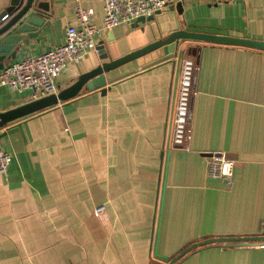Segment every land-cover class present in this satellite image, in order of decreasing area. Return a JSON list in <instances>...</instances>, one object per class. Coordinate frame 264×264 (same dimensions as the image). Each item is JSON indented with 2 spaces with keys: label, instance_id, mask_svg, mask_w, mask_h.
<instances>
[{
  "label": "crops",
  "instance_id": "crops-1",
  "mask_svg": "<svg viewBox=\"0 0 264 264\" xmlns=\"http://www.w3.org/2000/svg\"><path fill=\"white\" fill-rule=\"evenodd\" d=\"M74 2L49 0L39 38L14 44L3 65L63 43L65 28L78 25ZM80 3L101 31L96 50L63 67L58 91L178 29L264 41V0H166L151 20L107 30L100 0ZM185 57L197 63L188 151L171 142ZM120 76L103 93L84 85L0 127L10 154L0 175V264H167L196 242L173 264H264L263 244L204 243L264 235V51L181 40L172 59L105 73ZM29 101L28 91L0 86V112ZM213 152L236 163L231 185L207 174Z\"/></svg>",
  "mask_w": 264,
  "mask_h": 264
},
{
  "label": "built area",
  "instance_id": "built-area-1",
  "mask_svg": "<svg viewBox=\"0 0 264 264\" xmlns=\"http://www.w3.org/2000/svg\"><path fill=\"white\" fill-rule=\"evenodd\" d=\"M81 0L73 4L78 25L65 28L63 43L35 56L7 63L0 68V86L11 91H28L30 100L58 92L57 78L67 62L78 64L91 51L96 50V36L101 31L93 22V8L81 6ZM103 17L102 29H111L120 24H129L139 17H149L160 11L166 0H100ZM45 19V16L43 17ZM197 63L192 57L182 59L178 79L176 105L172 120L171 142L173 147L189 150L191 138L190 116L192 102L197 94L195 87ZM10 154L0 148V175L6 174ZM235 162L224 152H213L207 160V174L224 179L227 185L233 182ZM104 212L98 205L95 215ZM264 231V222L262 223ZM264 245V243H263Z\"/></svg>",
  "mask_w": 264,
  "mask_h": 264
},
{
  "label": "water",
  "instance_id": "water-1",
  "mask_svg": "<svg viewBox=\"0 0 264 264\" xmlns=\"http://www.w3.org/2000/svg\"><path fill=\"white\" fill-rule=\"evenodd\" d=\"M48 1L49 0H8L7 5L0 9V68L3 66V60L5 58H12L14 56V51L12 50L14 44L18 42L27 44L29 38H39V29L44 25L42 15L48 10ZM153 15L149 17H139L136 21H149L153 18ZM181 40L245 46L264 51V41L181 29L171 31L165 35H160L141 48L131 51L122 57L101 62L93 69L81 73L75 82L68 87L60 89L56 94L31 100L12 109L0 112V127L5 126L8 122L15 119L49 108L59 101L71 99L79 93L84 85L88 89L98 88L103 93L107 90V83L118 80L134 71H129L123 76L109 80L105 77L106 72L133 59L136 60L137 65L142 69L161 61L172 59L178 50ZM101 53L103 52L101 51ZM193 55L197 57L196 53ZM105 56L106 55H103L102 58H105ZM204 243L258 245L264 243V235L212 237L205 239ZM201 244L200 242L191 244L168 261L167 264H173L185 253ZM161 258H166V256H161Z\"/></svg>",
  "mask_w": 264,
  "mask_h": 264
}]
</instances>
